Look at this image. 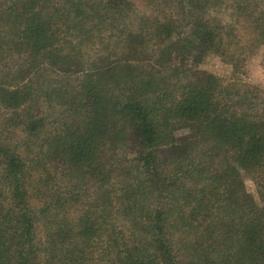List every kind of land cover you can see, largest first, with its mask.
<instances>
[{
	"label": "trees",
	"instance_id": "trees-1",
	"mask_svg": "<svg viewBox=\"0 0 264 264\" xmlns=\"http://www.w3.org/2000/svg\"><path fill=\"white\" fill-rule=\"evenodd\" d=\"M260 47L264 0H0V264H264V90L176 62Z\"/></svg>",
	"mask_w": 264,
	"mask_h": 264
},
{
	"label": "rangeland",
	"instance_id": "rangeland-1",
	"mask_svg": "<svg viewBox=\"0 0 264 264\" xmlns=\"http://www.w3.org/2000/svg\"><path fill=\"white\" fill-rule=\"evenodd\" d=\"M229 15L230 12L227 10L222 11L223 19L228 20ZM176 62L180 65L189 64L191 67H195L199 71L216 74L227 81L230 79L239 78L251 84L257 85L262 90H264V47H260L253 55H251L248 61L247 71L244 75L239 76H235L233 73V68L230 64L226 63L221 57L216 55H210L198 63H193L182 57L176 58ZM187 131L188 130H180L178 137L184 136ZM245 179L248 191L253 196L258 197L256 186L253 181L248 176H246Z\"/></svg>",
	"mask_w": 264,
	"mask_h": 264
}]
</instances>
